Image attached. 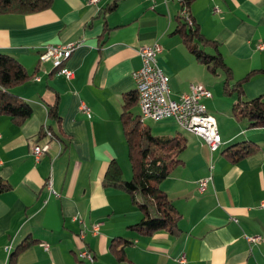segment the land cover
Wrapping results in <instances>:
<instances>
[{"label":"crops","instance_id":"0c3cea01","mask_svg":"<svg viewBox=\"0 0 264 264\" xmlns=\"http://www.w3.org/2000/svg\"><path fill=\"white\" fill-rule=\"evenodd\" d=\"M113 1L53 0L39 11L0 13V52L30 74L10 91L33 109L22 122L0 113V177L9 186L0 192V264H180L182 253L185 264H264V125L250 126L238 109L240 98L264 101V0H189L188 7L181 0H119L107 10ZM186 10L205 38L193 42L220 54L225 68L213 71L190 49L179 28ZM69 41L80 42L62 65L74 70L70 78L39 56L47 44ZM155 42L163 45L158 63L172 97L193 82L212 92L205 103L221 136L213 150L173 118L142 120L155 135L186 139L159 183L181 213L176 233L140 230L143 211L106 179L113 165L121 178L133 176L124 115L141 120L138 99L128 93L138 96L139 47ZM54 105L58 117L49 114ZM45 125L59 139L36 162L32 146L45 139ZM246 144L253 151L244 156L227 152ZM207 176L201 191L198 180ZM246 234L263 238L250 244ZM84 249L93 262L80 256Z\"/></svg>","mask_w":264,"mask_h":264},{"label":"trees","instance_id":"16d2710c","mask_svg":"<svg viewBox=\"0 0 264 264\" xmlns=\"http://www.w3.org/2000/svg\"><path fill=\"white\" fill-rule=\"evenodd\" d=\"M118 1L114 0L106 9H112ZM181 1L185 7H188L189 0ZM52 2L53 0H0V13L39 11L49 7ZM179 19L181 20L179 28L184 33L185 41L197 58L207 63L213 71L217 67L225 68L227 65L220 54H208L197 46L199 41L193 42L194 38L203 41L205 38L194 25V19L188 11L186 15L179 14ZM185 25L189 26V30H182ZM29 77L30 74L21 62L7 53L0 52V113H8L19 122L24 121L32 114L31 105L10 91V87ZM240 92L241 89L239 88L238 94ZM129 96L132 97L131 102L138 99V96L132 93H128V98ZM238 109L239 114L248 119L250 126L264 125V101L261 97L249 100L240 98ZM49 114L58 117L55 105L50 107ZM124 124L133 176L130 179L121 178L120 167L113 165L108 169L106 179L129 192L133 201L143 211V217L136 223L140 230L148 233L166 229L171 233H176L178 232V221L181 213L159 183L169 175L178 163V153L184 148L186 139L178 135L169 137L153 134L149 127L143 125L142 120L131 111L125 112ZM48 127L52 129L50 126ZM49 128L48 130H50ZM52 132L59 139L56 132L53 130ZM252 151L253 146L251 144H246L240 149L234 148V146L227 148V152L231 153L233 158L244 156ZM8 187V184L0 177V192L8 189Z\"/></svg>","mask_w":264,"mask_h":264},{"label":"built area","instance_id":"2783aa9c","mask_svg":"<svg viewBox=\"0 0 264 264\" xmlns=\"http://www.w3.org/2000/svg\"><path fill=\"white\" fill-rule=\"evenodd\" d=\"M99 0H89L90 3H97ZM218 10L217 7H215ZM191 22V21H189ZM80 45L78 41H69L61 44H47L41 51L40 55H49V60L58 58L65 54H72ZM264 49V42L260 44ZM163 51V45L155 42L152 45L143 44L139 47L138 52L141 56V66L133 71L136 89L138 93V103L140 106L141 120L145 118L164 119L173 118L180 128L199 134L211 147L216 150L221 144V136L219 133L216 117L209 112L205 103V98L211 97L213 94L209 92L208 87L202 83H191L190 90L183 93L180 98H174L171 95L170 77L160 67L158 63V54ZM66 77L70 78L74 75V70L68 67L63 72ZM40 79V77H36ZM155 97H163V104H155ZM80 109L88 116L92 115L91 107L82 102ZM44 126V137L42 142L36 141L32 146V155L37 162L41 157L50 150L51 144L55 141V135H47ZM212 180V176L200 178L198 180L199 189L203 191ZM49 188L53 193H57L52 187V182L48 181ZM264 207V199L261 202ZM234 220L238 218L234 217ZM100 223L92 225L94 232L98 231ZM250 244L258 243L262 240L261 234H246ZM48 248V245H44ZM84 258L94 261V254L89 249L82 250ZM177 261L180 264L187 262V256L182 253Z\"/></svg>","mask_w":264,"mask_h":264},{"label":"bare ground","instance_id":"6f19581e","mask_svg":"<svg viewBox=\"0 0 264 264\" xmlns=\"http://www.w3.org/2000/svg\"><path fill=\"white\" fill-rule=\"evenodd\" d=\"M184 12H186V11H184ZM189 19H190V18H189ZM70 55H71V54H65V55H63V56H59L58 58L51 60L53 66H54L56 69L58 68V72H59V73H60V72H63L64 70H66L65 68H63L62 65H63L64 61L67 60V58H68ZM41 57H42L44 60H49V55H42ZM59 68H60V69H59ZM45 74H46V73H45ZM208 90H209V89H208ZM209 92H211V91L209 90ZM155 104H163V97H155ZM46 134H47V135H53V134L51 133L50 130H47ZM49 181H51V180H49ZM48 185H49V184H48ZM45 245H48V244H45ZM80 256H81L82 258H84V254H83L82 251L80 252Z\"/></svg>","mask_w":264,"mask_h":264},{"label":"rangeland","instance_id":"374dc122","mask_svg":"<svg viewBox=\"0 0 264 264\" xmlns=\"http://www.w3.org/2000/svg\"><path fill=\"white\" fill-rule=\"evenodd\" d=\"M98 2H99V1H98ZM98 2H97V3H98ZM97 3H95V4H97ZM65 43H68V42H65ZM182 132H183V131H182Z\"/></svg>","mask_w":264,"mask_h":264}]
</instances>
